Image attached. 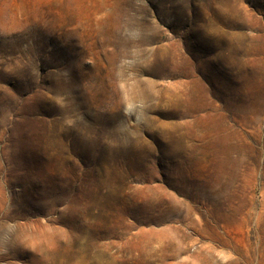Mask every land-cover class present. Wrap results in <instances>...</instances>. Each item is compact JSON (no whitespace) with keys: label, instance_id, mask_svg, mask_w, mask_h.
I'll return each instance as SVG.
<instances>
[{"label":"rangeland","instance_id":"374dc122","mask_svg":"<svg viewBox=\"0 0 264 264\" xmlns=\"http://www.w3.org/2000/svg\"><path fill=\"white\" fill-rule=\"evenodd\" d=\"M0 264H264V0H0Z\"/></svg>","mask_w":264,"mask_h":264}]
</instances>
